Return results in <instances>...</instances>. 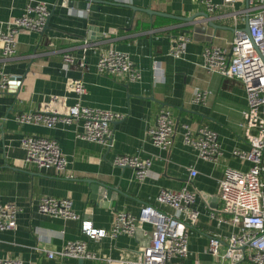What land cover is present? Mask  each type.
<instances>
[{
  "label": "crops",
  "instance_id": "1",
  "mask_svg": "<svg viewBox=\"0 0 264 264\" xmlns=\"http://www.w3.org/2000/svg\"><path fill=\"white\" fill-rule=\"evenodd\" d=\"M34 2L48 5L45 30L21 32L17 54L10 60L2 58L0 43V64L10 77L8 90L0 94V201L20 209L16 229L0 233V260L14 259L22 264L137 261L150 245L149 224L133 237L122 234L116 239L90 241L89 249L99 260H51L46 251L58 252L69 241L86 240L82 221L110 230L117 212L139 216L146 204L167 210L156 203L159 192L189 186L198 193L200 216L189 230V254L184 262L221 264L208 252V243L213 235L228 237L235 232L229 217L218 210L219 188L227 168L247 171L251 167L250 162L233 156L235 150H250L241 126L247 96L242 82L206 71L203 52L211 45L230 48L235 23L223 16L231 10L212 13L198 0H0V30L6 31ZM179 36H186L188 42L183 58L176 59L169 52ZM109 48L131 56L141 71L139 82L128 83L123 77L98 72L99 54ZM66 53L85 68L76 64L66 70ZM154 61L159 62L163 77L154 75ZM79 83L86 88L82 105L123 116L111 124L112 147L79 138L80 122L52 129L18 123V116L25 112L68 114L79 100L75 90ZM197 91L210 92L206 104L193 103ZM162 109L170 111L176 122L169 151L155 147L149 134ZM202 126L218 135L223 155L217 164L201 159L184 143L186 127L197 130ZM26 136L56 140L67 159V169L57 172L26 164L22 148ZM117 156L150 159L149 177L141 182L132 168L114 166ZM191 168L198 172L193 179ZM91 181L116 189V199L106 203L92 199ZM45 197L72 200L81 220L40 214L38 206Z\"/></svg>",
  "mask_w": 264,
  "mask_h": 264
},
{
  "label": "built area",
  "instance_id": "2",
  "mask_svg": "<svg viewBox=\"0 0 264 264\" xmlns=\"http://www.w3.org/2000/svg\"><path fill=\"white\" fill-rule=\"evenodd\" d=\"M94 1V0H90ZM209 12L230 9L223 17H230L235 23V35L230 48L208 46L203 52V67L209 73L223 78L242 82L246 96L247 109L243 112L245 139L249 151L235 150L233 156L251 163L247 171L227 168L219 188V212L229 217L235 232L224 237L221 234L209 238L208 252L221 264H264V0H198ZM50 12L44 2L29 3L23 14L9 23L6 31L0 30L2 58L10 60L17 54V37L21 32L42 33L48 25ZM248 22V32L244 25ZM188 38L179 36L170 48L169 54L176 59L183 58ZM89 44H85L88 47ZM64 68L69 70L81 61L69 53L64 54ZM102 75L120 76L128 83L141 80V71L136 67L128 53L114 48L102 50L97 63ZM152 69L155 76L163 77V71L157 61ZM10 77L0 64V94L9 88ZM79 100L68 114L58 112H25L18 116L21 125L43 126L49 129L59 124L80 122L82 130L78 137L103 147H112L113 131L111 124L123 116L111 111L99 110L82 105L81 98L86 94L83 83L76 86ZM210 92L197 91L193 103L206 104ZM184 143L197 151L198 156L208 162L219 163L223 150L216 132L206 126L197 130L188 127ZM176 122L172 113L166 109L159 112L155 126L149 131L155 147L169 151L174 143ZM26 153V164H33L41 170L67 169V159L56 140L42 136H26L22 141ZM113 165L120 168H132L136 179L143 182L152 166L150 159L132 156H117ZM191 179L198 175L190 169ZM198 193L189 186L181 190L162 189L156 203L167 210L152 204L143 206L140 215L122 211L115 214L110 230L96 229L89 220L82 221V233L86 240L69 241L58 252L46 251L51 260L78 259L99 260L90 251V241H100L106 237L116 239L122 234L136 236L145 224L152 226L150 245L145 248L137 261H117L107 259V264H185L189 254V230L194 228L200 213L197 209ZM42 215L61 220H81L74 210L72 200L68 198H43L38 206ZM20 209L14 203L0 201V233L17 227ZM215 217V214H212ZM220 223L221 219L219 220ZM223 245L225 249L222 250ZM38 251H43L38 248ZM0 264H22L19 260L3 259ZM199 264V263H195Z\"/></svg>",
  "mask_w": 264,
  "mask_h": 264
},
{
  "label": "water",
  "instance_id": "3",
  "mask_svg": "<svg viewBox=\"0 0 264 264\" xmlns=\"http://www.w3.org/2000/svg\"><path fill=\"white\" fill-rule=\"evenodd\" d=\"M248 22H246L244 31L247 33L248 32ZM92 185V194H91V198L94 200H97L99 203L101 202V200L104 201V203H106L107 201L113 199H116L117 196V191L116 189H107L105 186H100L99 184H97L94 181L89 182ZM106 189L108 190V192H106ZM106 195V197H104Z\"/></svg>",
  "mask_w": 264,
  "mask_h": 264
}]
</instances>
